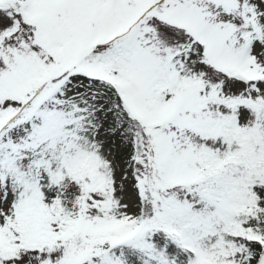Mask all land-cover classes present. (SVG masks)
<instances>
[{"label":"snow or ice","instance_id":"obj_1","mask_svg":"<svg viewBox=\"0 0 264 264\" xmlns=\"http://www.w3.org/2000/svg\"><path fill=\"white\" fill-rule=\"evenodd\" d=\"M0 264H264V0H0Z\"/></svg>","mask_w":264,"mask_h":264}]
</instances>
